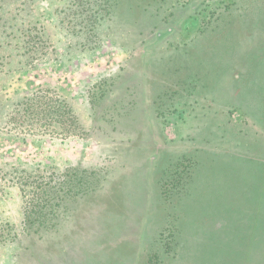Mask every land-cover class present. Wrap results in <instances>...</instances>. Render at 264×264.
Listing matches in <instances>:
<instances>
[{"label": "rangeland", "instance_id": "1", "mask_svg": "<svg viewBox=\"0 0 264 264\" xmlns=\"http://www.w3.org/2000/svg\"><path fill=\"white\" fill-rule=\"evenodd\" d=\"M118 2L0 0L14 23L0 38V264H182L160 230L219 210L235 165L264 161L243 137L245 112L264 124V0H209L190 16L192 0ZM198 153L207 166L181 199L164 182Z\"/></svg>", "mask_w": 264, "mask_h": 264}, {"label": "trees", "instance_id": "2", "mask_svg": "<svg viewBox=\"0 0 264 264\" xmlns=\"http://www.w3.org/2000/svg\"><path fill=\"white\" fill-rule=\"evenodd\" d=\"M101 1V10L106 12L112 11L113 7H116L119 3L118 0ZM193 1L194 3L191 4L192 7L190 8L191 12L188 14L189 16L194 14V12H202L205 4L209 0H192V2ZM220 2L239 4L241 0H220ZM126 6L127 5L124 4L123 10H125ZM142 12L146 16L150 15V17H156V15L158 17L159 14L158 7H153L152 10L145 7ZM216 12L217 11H213V14H216ZM0 16V38H5L9 32L10 26L14 25V23L11 22L13 18H7L8 13H0ZM218 18V16H215L213 21ZM153 20V23L157 21L156 19ZM152 21L149 25H147L146 22L140 25V27H142L139 31L140 35H144V28L147 26L154 28L158 27V24H153ZM206 22L211 23L212 21L208 20ZM24 23L25 21L22 22L23 28ZM166 28L167 29L164 31L166 34H169L173 29L172 27ZM164 32L160 31L158 33L159 37L161 33L164 34ZM26 38L31 39L29 35ZM157 41L158 38L153 39L152 41H143L144 46L142 48L143 53L146 56H148L151 48L157 44ZM25 47L27 49V46ZM0 49L2 48L0 47ZM254 59L252 60L253 62ZM262 65L263 61L256 67H264V65ZM261 77L263 78L262 75ZM258 90V95L262 98L258 101L259 105L257 104V110L260 115L262 114L264 116V79L260 84V88L258 87ZM245 114L249 118L250 122L248 123L250 128L243 132V137H245L247 142L254 140L253 144L252 142H250V144L246 143L248 151H250L251 148L255 149L254 146H257L256 149L258 147H263L264 149V140H262L264 139V124L262 125L263 129L257 127L258 124L253 117H250L246 112ZM254 126L257 128H253ZM201 155L202 154L199 155L198 153L197 157L192 156L189 158L185 154L183 155V158L185 157V159L180 156L177 157V162L175 161L176 169L172 171V175H169L167 181L165 180L164 182V185L166 186L169 185L170 187H176L181 199L185 196L189 197V195L195 190L197 187L195 183L202 175L204 167L207 166ZM262 160L260 161L255 157L246 155L244 163L235 165L232 172L234 177L230 175V177L223 180V187L220 186V201H225V203H222L217 207L219 210L216 209L209 212L207 208H202L201 211L203 213H200L199 218H197L198 221H195V224L190 225L189 223L187 225L184 224V226H178L175 224L171 226L168 225L165 230H160V238H162V243L164 247L167 248V251L171 252L174 250L176 256L181 255L183 258L182 264H185L189 259L193 260L189 262L187 261V264H264V161ZM232 179L235 180V185H233L234 183ZM96 180V177H94L91 180V183L93 184ZM85 183H89V181H85ZM79 190L80 189H77V191H75L73 187H69L63 189V193L68 195L74 192H79ZM85 191L87 190H81V192ZM152 192V188H150L147 194L148 202L153 198ZM228 192L232 194L228 195ZM46 194L48 195L45 197V200L51 202L53 199V193L48 192ZM65 197L66 196H63L61 199L64 200ZM211 199L214 201L216 198ZM174 202L175 199H173L171 203ZM64 209H67L66 204ZM173 209H175V207H173ZM170 214L176 219L181 218V215L177 210H173ZM193 229L198 233L193 242L198 238H202L200 241L196 242L197 248L195 252L190 255H188L187 252L182 254L177 253L178 249L176 246H179L184 232ZM35 231L37 232L38 230Z\"/></svg>", "mask_w": 264, "mask_h": 264}]
</instances>
